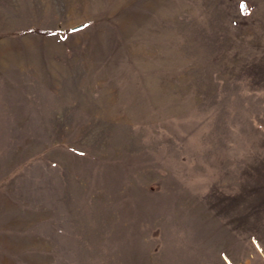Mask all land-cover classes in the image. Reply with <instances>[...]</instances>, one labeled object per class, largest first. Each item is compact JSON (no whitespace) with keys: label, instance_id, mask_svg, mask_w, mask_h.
<instances>
[{"label":"rangeland","instance_id":"rangeland-1","mask_svg":"<svg viewBox=\"0 0 264 264\" xmlns=\"http://www.w3.org/2000/svg\"><path fill=\"white\" fill-rule=\"evenodd\" d=\"M0 264H264V0H0Z\"/></svg>","mask_w":264,"mask_h":264}]
</instances>
